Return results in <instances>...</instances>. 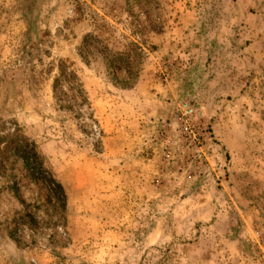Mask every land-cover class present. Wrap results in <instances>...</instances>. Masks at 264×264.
Returning a JSON list of instances; mask_svg holds the SVG:
<instances>
[{
    "label": "rangeland",
    "instance_id": "obj_1",
    "mask_svg": "<svg viewBox=\"0 0 264 264\" xmlns=\"http://www.w3.org/2000/svg\"><path fill=\"white\" fill-rule=\"evenodd\" d=\"M0 127V264H264V0H0Z\"/></svg>",
    "mask_w": 264,
    "mask_h": 264
},
{
    "label": "trees",
    "instance_id": "obj_2",
    "mask_svg": "<svg viewBox=\"0 0 264 264\" xmlns=\"http://www.w3.org/2000/svg\"><path fill=\"white\" fill-rule=\"evenodd\" d=\"M72 78L71 75H67L63 69H60L58 77L53 81V91L59 86L60 81H64L69 90L78 93L77 89L74 88L75 82ZM11 157L21 163V168L17 174L13 172L15 163L8 161ZM0 178L5 180L0 192L4 190L11 193L19 204L23 203L18 196L19 189L29 190L32 186L43 192L45 206L50 203H55L60 208L64 206L65 197L60 185L43 170L34 144L23 137L17 129L11 130L10 133H4L0 127ZM22 218L26 219L30 225H36L31 215L24 214ZM8 234L10 238L15 237L16 228H13Z\"/></svg>",
    "mask_w": 264,
    "mask_h": 264
},
{
    "label": "built area",
    "instance_id": "obj_3",
    "mask_svg": "<svg viewBox=\"0 0 264 264\" xmlns=\"http://www.w3.org/2000/svg\"><path fill=\"white\" fill-rule=\"evenodd\" d=\"M191 113H192V110L187 104H181L180 106L181 121L185 122Z\"/></svg>",
    "mask_w": 264,
    "mask_h": 264
}]
</instances>
